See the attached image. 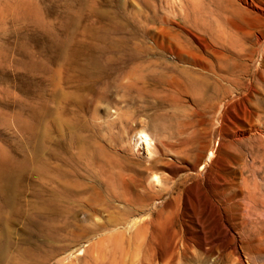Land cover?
Listing matches in <instances>:
<instances>
[{
	"label": "rangeland",
	"instance_id": "1",
	"mask_svg": "<svg viewBox=\"0 0 264 264\" xmlns=\"http://www.w3.org/2000/svg\"><path fill=\"white\" fill-rule=\"evenodd\" d=\"M96 1L0 0V264H264V0ZM104 37L123 48L102 49ZM46 128L62 170L47 186ZM138 129L153 137L149 158ZM154 172L165 191L145 208L152 223L114 227L108 181L141 202ZM68 190L85 194L68 204Z\"/></svg>",
	"mask_w": 264,
	"mask_h": 264
},
{
	"label": "bare ground",
	"instance_id": "2",
	"mask_svg": "<svg viewBox=\"0 0 264 264\" xmlns=\"http://www.w3.org/2000/svg\"><path fill=\"white\" fill-rule=\"evenodd\" d=\"M87 1H90V0H87ZM92 1V0H91ZM96 1V0H95ZM98 1V0H97ZM96 1V3H98L99 5H100V1L99 2H97ZM109 1H113V0H108V3H109ZM115 1V0H114ZM122 1V0H121ZM128 1V0H127ZM88 3V2H87ZM86 3V4H87ZM94 3V2H93ZM103 3V2H102ZM129 3V2H128ZM103 4H105V3H103ZM112 4V3H111ZM90 5H92V4H90ZM102 5V4H101ZM95 6V5H94ZM94 6H93V8H94ZM109 6V5H108ZM112 6H115L114 4L112 5ZM105 7V6H104ZM103 7V8H104ZM110 7V6H109ZM106 8V7H105ZM112 8V7H111ZM113 8H115V7H113ZM96 9V8H95ZM102 9V8H101ZM126 9V8H125ZM113 10H115V9H113ZM123 10V9H122ZM97 11V10H96ZM105 11V9H103V12ZM116 11V10H115ZM94 11H92V13H93ZM113 12V11H112ZM111 12V13H112ZM121 12V11H120ZM95 13V12H94ZM124 13V12H123ZM98 14H100V12L98 13ZM98 14H93V15H95V17L97 16L98 17ZM104 13H102V15H103ZM113 14V13H112ZM117 14V13H116ZM119 14V13H118ZM117 14V15H118ZM101 15V14H100ZM101 15V16H102ZM121 15H123V14H121ZM120 15V16H121ZM92 16V15H91ZM96 17V18H97ZM104 17V16H103ZM147 18V17H146ZM98 19H101L100 18V16H99V18ZM117 19V18H116ZM148 19H150V18H147L146 19V22L148 23ZM74 20H76L77 21V19L75 18ZM79 20V19H78ZM102 20V19H101ZM100 21V20H99ZM114 21V20H113ZM116 21V20H115ZM117 21H118V19H117ZM151 21H153V19H151ZM104 22V21H103ZM76 22H74V25H76L75 24ZM107 23V22H106ZM114 23H116V22H114ZM138 23V22H137ZM96 25L98 24L97 23V20H96V23H95ZM107 24H111V23H107ZM118 24V23H117ZM121 24V23H120ZM122 25V24H121ZM141 25H143L142 23H141ZM112 26V25H111ZM139 27V26H138ZM100 28V27H99ZM150 29V28H149ZM189 31V30H188ZM138 33H139V30L137 31ZM140 32H141V30H140ZM141 34H142V32H141ZM146 34V33H145ZM117 35V34H116ZM122 35V34H121ZM127 35V34H126ZM140 35V34H139ZM144 35V34H143ZM150 35V34H149ZM148 35V36H149ZM141 36V35H140ZM99 38V37H98ZM125 38H127V37H125ZM143 38V37H142ZM142 38L140 39L141 41H144V38H143V40H142ZM126 40V39H125ZM130 40V39H129ZM132 41V40H131ZM100 42L101 43H103V47H102V49H106V50H108V51H113V50H116L117 51V49H120L121 47H122V45H123V42L122 41H120L119 39H112V38H109V37H104L102 40H100ZM135 42V41H134ZM133 42V43H134ZM137 42V41H136ZM135 42V43H136ZM147 43V42H146ZM137 44V43H136ZM138 44H139V42H138ZM148 44V43H147ZM136 46V45H135ZM146 47H148V46H146ZM123 48V47H122ZM126 49V48H125ZM124 49V50H125ZM123 50V49H122ZM135 50V49H134ZM189 50V49H188ZM105 51V50H104ZM108 51H105V53L106 52H108ZM155 51V50H154ZM146 52V51H145ZM144 52V53H145ZM151 52V51H150ZM101 53V52H100ZM99 53V54H100ZM183 53V52H182ZM181 53V54H182ZM104 54V53H103ZM134 54V53H133ZM105 55V54H104ZM115 55H117V54H115ZM119 55V54H118ZM136 55V54H135ZM192 55V54H191ZM194 55V54H193ZM101 56V55H100ZM184 56H189V55H184ZM195 56V55H194ZM72 57H74V55H70V54H68V53H62L61 55H60V59L63 61V62H65V63H67V62H69L71 59H72ZM102 57H105V56H102ZM102 57H100V58H102ZM111 57V56H110ZM178 57H180V54L178 55ZM181 57H183V56H181ZM180 57V58H181ZM213 57V56H212ZM111 59V58H110ZM185 59V58H184ZM190 59H192V58H190ZM201 60V59H200ZM203 60V59H202ZM201 60V61H202ZM222 60V59H221ZM110 61V60H109ZM209 61V60H208ZM212 61V60H211ZM190 62V61H189ZM203 62V61H202ZM214 61H212L211 63H213ZM196 63V62H195ZM217 63V62H216ZM213 64H215V63H213ZM212 64V65H213ZM203 65H204V63H203ZM206 65V64H205ZM204 65V66H205ZM218 65V64H217ZM216 65V66H217ZM221 65H224V64H221ZM109 66V65H108ZM197 66V65H196ZM202 66V65H201ZM203 66V67H204ZM215 66V65H214ZM84 69H97V68H100V61L98 60V59H94L93 61H91V62H89V63H87L86 65H83L82 66ZM205 67H208L207 65L205 66ZM205 67H204V69H205ZM220 67V66H219ZM222 67V66H221ZM220 67V68H221ZM211 69V68H210ZM195 70V69H194ZM198 70H200V69H198ZM202 70V69H201ZM206 71H207V69H205ZM212 70V69H211ZM217 70V69H216ZM174 71V70H173ZM203 72H205V71H203ZM213 73H215V72H213ZM195 75V74H194ZM196 75H197V73H196ZM209 75V74H208ZM213 75V74H212ZM211 75V76H212ZM91 76H93V75H90V77ZM202 76V75H201ZM214 76H215V74H214ZM217 76V75H216ZM195 77V76H194ZM210 77V76H209ZM208 77V78H209ZM200 79H202L201 77H200ZM206 79V78H205ZM86 80V79H85ZM214 80V79H213ZM233 80V79H232ZM210 82V81H209ZM215 83H216V81H214ZM211 83V82H210ZM79 84V83H78ZM81 84V83H80ZM79 84V85H80ZM218 84H220V83H218ZM93 85V84H92ZM91 85V86H92ZM217 85V84H216ZM221 85V84H220ZM90 86V87H91ZM88 87V86H87ZM87 87H78L77 88V90L78 91H80V92H84V91H86L88 88ZM89 87V88H90ZM217 87H218V85H217ZM220 87V86H219ZM74 88V87H73ZM208 88H209V86H208ZM214 88V87H213ZM207 89V88H206ZM251 89V88H250ZM72 90V89H71ZM213 90H215V89H213ZM228 90V89H227ZM248 90V89H247ZM94 91H95V89H94ZM77 92V91H76ZM216 92V91H215ZM224 92V91H223ZM223 92H221V93H223ZM228 93H229V91H227ZM89 93V92H88ZM94 93V92H93ZM92 93V94H93ZM220 93V92H219ZM70 94H72V92L70 93ZM87 95V94H86ZM220 95V94H219ZM234 95V94H233ZM71 96V95H70ZM77 96V95H76ZM83 96V95H82ZM94 96V95H93ZM194 96V95H193ZM196 96V95H195ZM199 97V96H198ZM197 97V98H198ZM83 98V97H82ZM196 98V97H195ZM203 98V97H202ZM212 98V97H211ZM219 99V98H218ZM73 101L75 100V101H77L76 100V98H74V99H72ZM79 101V100H78ZM82 101H84L83 99H82ZM218 101V100H217ZM220 101H222L221 99H220ZM72 102V101H71ZM81 102V101H80ZM85 102V101H84ZM83 102V103H84ZM211 102V101H210ZM226 102V101H225ZM78 103V102H77ZM86 103V102H85ZM84 103V104H85ZM213 103V102H212ZM67 104V103H66ZM70 104V103H69ZM84 104H82L81 103V105H84ZM219 104V103H218ZM213 105H215V104H213ZM87 106V105H86ZM216 106V105H215ZM219 106V105H218ZM231 106V105H230ZM217 107V106H216ZM216 107H214V108H216ZM84 108H85V106H84ZM211 108V107H210ZM219 108V107H218ZM55 109V108H54ZM207 109V108H206ZM211 109H213V108H211ZM229 109V108H228ZM227 109V110H228ZM50 110V112H51V109H49ZM208 110V109H207ZM60 111V110H59ZM209 111H211V110H208V112ZM223 111V110H222ZM216 112V111H215ZM49 112H47L46 114H48ZM52 113V112H51ZM211 113H214V111L212 112L211 111ZM221 113V112H220ZM231 113V112H230ZM53 114V113H52ZM51 114V115H52ZM85 114V113H84ZM83 114V115H84ZM117 114V113H116ZM225 114V113H224ZM220 115V114H219ZM222 115V114H221ZM224 116V115H223ZM54 117V116H53ZM219 117V116H218ZM49 118V117H48ZM51 118V117H50ZM83 118V117H82ZM44 119V118H43ZM55 119H58V118H55ZM219 119V118H218ZM214 120V119H213ZM223 120V119H222ZM235 120V119H234ZM47 121H48V119H47ZM51 121V120H50ZM229 121H231V120H229ZM241 121H243V120H241ZM249 121V120H248ZM259 121H261V120H259ZM52 122V121H51ZM55 122H57V124H58V121L56 120ZM54 122V123H55ZM246 122V121H245ZM262 122V121H261ZM44 123H46V125L48 124L47 122H45L44 121ZM43 123V125L45 126V124ZM240 123V122H239ZM241 123H243V122H241ZM257 123V122H256ZM115 124V123H114ZM221 124V123H220ZM258 124V123H257ZM261 124V123H260ZM264 124V123H263ZM52 125V124H51ZM50 124H49V126H47L48 128L49 127H52ZM66 125V124H65ZM223 125V124H222ZM63 126V125H62ZM254 126V125H253ZM257 126V125H256ZM255 126V127H256ZM46 127V126H45ZM222 127V126H221ZM231 127V126H230ZM247 127V126H246ZM250 127H252V125L250 126ZM48 128H46L45 129V131H44V135H43V155H44V161H43V180H44V184L47 186V184L48 183H50V182H53V183H57V182H59V177L60 176H62V170H61V168H60V166H58L57 165V163H58V161H59V157L57 156V155H53L52 153V155H50V153H49V150H48V144H49V141H48ZM123 128V127H122ZM125 128V127H124ZM232 128V127H231ZM235 128V127H234ZM248 128V127H247ZM90 129V128H89ZM233 129V128H232ZM231 129V130H232ZM237 129H240L239 127L237 128ZM245 130H248V129H246V128H244ZM260 129V128H259ZM96 130V129H95ZM124 130V129H123ZM216 130V129H215ZM226 130V129H225ZM236 130V129H235ZM253 129L251 128V131H252ZM65 131V130H64ZM125 131V130H124ZM227 131H229V130H226V132ZM242 131H243V129H242ZM259 131V130H258ZM224 132V131H223ZM230 132V131H229ZM231 132H233V131H231ZM247 132V131H246ZM125 134H127L126 132H125ZM128 134H129V132H128ZM224 134V133H223ZM245 134V133H244ZM264 134V133H263ZM123 136V135H122ZM239 136V135H238ZM246 136V135H245ZM127 137V136H126ZM234 137V136H233ZM233 137H231V138H233ZM65 138V137H64ZM152 138L153 137H150V135L148 134V132H146L145 130H143V129H138V130H136V132L134 133V136H133V139L131 140L132 141V143H133V145H134V149H135V151L136 152H138V153H140L141 152V150L142 151H144V154H146V157H151V156H153L154 155V153H155V143L153 142V140H152ZM229 138V137H228ZM249 138V137H248ZM240 139V138H239ZM244 139V138H243ZM245 139H246V137H245ZM155 140V139H154ZM234 140V139H233ZM260 140V139H259ZM239 141V140H238ZM240 141H243V140H240ZM243 142H245V141H243ZM249 142V141H248ZM157 143V142H156ZM68 144V143H67ZM124 145V144H123ZM180 145H183V144H180ZM237 145V144H236ZM252 145V144H251ZM185 146V145H184ZM186 146H188V145H186ZM214 148H215V146H213ZM80 148V147H79ZM111 148V147H110ZM113 148V147H112ZM123 148H125V147H123ZM51 149V148H50ZM74 149V148H73ZM99 149V148H98ZM131 149V148H130ZM157 149H158V147H157ZM109 150V149H108ZM111 150V149H110ZM112 150H114V148L112 149ZM112 150H111V153H112ZM182 150H184V149H182ZM74 151V150H73ZM129 151V150H128ZM131 151V150H130ZM129 151V154L132 152H130ZM52 152H54V151H52ZM105 152V151H104ZM158 152V151H157ZM216 152V151H215ZM215 152H214V150H212V151H210V156H209V158H208V162L205 164V166L206 167H208V166H210L211 167V169L209 170V180L211 179V177L213 176V175H216L217 174V171H218V169H219V167H218V162H216L215 160H214V158H215ZM65 153V152H64ZM69 153V152H68ZM74 153H75V151H74ZM135 153V152H134ZM180 153V151L178 152V154ZM58 154V153H57ZM143 154V155H144ZM177 154V155H178ZM186 154V153H185ZM209 154V153H208ZM73 154H71V156H72ZM108 155V154H107ZM110 155V154H109ZM160 155V154H159ZM188 155V154H187ZM186 155V156H187ZM93 156V155H92ZM129 156V155H128ZM128 156L126 157V158H128ZM137 156V155H136ZM192 156V155H191ZM217 156V155H216ZM112 157V156H111ZM131 157V156H130ZM133 157H135V156H133ZM155 157H157L156 155H155ZM154 157V158H155ZM159 157V156H158ZM181 157V156H180ZM182 157H184V156H182ZM188 157V156H187ZM193 157V156H192ZM205 157V156H204ZM114 158V157H113ZM115 158H116V156H115ZM138 158V157H137ZM184 158H186V157H184ZM191 158V157H190ZM220 158V157H219ZM134 159V158H133ZM144 159V158H143ZM175 159H176V157H175ZM179 159V158H178ZM182 159V158H181ZM181 159H179L180 161H182ZM188 159V158H187ZM222 159V158H221ZM221 159L220 160H218V161H221ZM94 159H92V161H93ZM118 160V159H117ZM116 160V161H117ZM131 160V159H130ZM140 160H142V159H140ZM147 160V159H146ZM203 160V159H202ZM217 160V159H216ZM51 161H52V163H51ZM92 161H91V163H92ZM108 161V160H107ZM111 161H112V159H111ZM148 161H150V160H148ZM190 161V160H189ZM74 162H75V164L76 163H78L77 162V160H76V158H75V160H74ZM109 163H110V161H108ZM60 163H62L63 164V162H60ZM98 163V162H97ZM113 163V162H112ZM111 163V164H112ZM122 163V162H121ZM179 163V162H178ZM82 164H84V163H82ZM90 164V163H89ZM96 163L94 162V165H95ZM114 164H115V162H114ZM146 164V163H145ZM155 164V163H154ZM223 163H221V165H222ZM78 165V164H77ZM106 165H108V163L106 164ZM118 165V164H117ZM123 165V164H122ZM150 165V164H149ZM170 165V164H169ZM221 165H220V167H221ZM240 165V164H239ZM252 165V164H251ZM255 165V164H254ZM89 166H91V165H89ZM92 166H93V164H92ZM119 166V165H118ZM148 166V165H147ZM171 166V165H170ZM61 167H62V165H61ZM99 169L98 170H100V166H97ZM143 167V166H142ZM153 167H155L154 165H153ZM152 167V169H154ZM164 167V166H163ZM168 167V166H167ZM166 167V168H167ZM223 167V166H222ZM84 168V167H83ZM102 168H103V166H102ZM148 168V167H147ZM170 168V167H169ZM224 168V167H223ZM232 168V167H231ZM262 168V167H261ZM77 169V168H76ZM109 169V168H108ZM126 169V168H125ZM135 169V168H134ZM151 169V168H150ZM226 169H228V168H226ZM118 170V169H117ZM116 170V171H117ZM122 170V169H121ZM128 170V169H127ZM145 170H146V168H145ZM223 170V169H222ZM236 170H238V169H236ZM72 171H73V169H72ZM75 171V170H74ZM85 171V170H84ZM129 171V170H128ZM152 170H150V172H151ZM185 171H186V169H185ZM246 171V170H245ZM92 172V171H91ZM144 172H146V174H147V171H144ZM156 172V171H155ZM155 172L154 173H151V176H150V186H151V190L152 189H154V194L155 195H145L144 197H143V199H142V201L141 202H137V198H127V197H125L123 194H124V192H122V195H120L119 193H116L115 192V190L114 189H116V187L115 188H113L112 187V185H109V181H108V185H106L107 187H106V207H107V209H109V210H117L118 211V213H116L117 215L116 216H114L112 219H111V217H110V219H111V221H109L114 227H116V228H123L124 230H126V232H133L134 234L135 233H137V228L138 229H143L146 225H149V224H151L152 223V214H151V212L150 213H148V212H146V210H145V208L148 206V205H154L153 203H154V200L156 199V198H158V197H160L161 196V194L165 191V189L164 188H161V187H159V185H162V183H161V179L157 176V174H155ZM168 172V171H167ZM80 173V172H79ZM109 173V172H108ZM115 173V172H114ZM119 173V172H118ZM128 173V172H127ZM142 173V172H141ZM221 173V172H220ZM222 173H223V171H222ZM232 173V172H231ZM96 174V173H95ZM94 174V175H95ZM100 174V173H99ZM102 174V173H101ZM110 175H112L113 174V172H111V173H109ZM89 175V174H88ZM197 175V174H196ZM217 175H219V174H217ZM90 176V175H89ZM88 176V177H89ZM99 176V175H98ZM97 176V177H98ZM101 176V175H100ZM103 176V175H102ZM120 176V175H119ZM220 176V175H219ZM218 176V177H219ZM95 177V176H94ZM93 177V178H94ZM107 177V176H106ZM109 177V176H108ZM113 177V176H112ZM204 177H205V175H204ZM218 177H215V178H218ZM229 177V176H228ZM96 178V177H95ZM109 178H111V177H109ZM203 178V177H202ZM215 178H213V179H215ZM78 179V178H77ZM83 179V178H82ZM221 179H224V178H222L221 177ZM221 179H219V180H221ZM85 180H86V178H85ZM85 180H83V181H85ZM97 180V179H96ZM95 180V181H96ZM100 180V179H99ZM99 180H97V182H99ZM104 180V179H103ZM167 180V179H166ZM218 180V179H217ZM88 181V180H87ZM105 181H107V180H105ZM163 181V180H162ZM170 181V180H169ZM168 180H167V182H169ZM232 181V180H231ZM86 182V181H85ZM92 182V181H91ZM96 182V183H97ZM172 182H173V180H172ZM223 182V181H222ZM100 183V182H99ZM232 183V182H231ZM93 184V183H92ZM105 184V183H104ZM118 184V183H117ZM116 184V185H117ZM123 184V183H122ZM133 184H135V183H133L132 182V185ZM91 185V184H90ZM97 185V184H96ZM99 185V184H98ZM97 185V186H98ZM102 186V185H101ZM119 186V185H118ZM126 186V185H125ZM125 186H123V187H125ZM169 186V185H168ZM208 186V185H207ZM215 186V185H214ZM226 186V185H225ZM120 187V186H119ZM122 188V187H121ZM129 188V187H128ZM173 188V187H172ZM210 188V187H209ZM228 188V187H227ZM130 189V188H129ZM144 189V188H143ZM171 189V188H170ZM169 189V190H170ZM225 189V188H224ZM55 190V189H54ZM123 190V189H122ZM173 190V189H172ZM175 190V189H174ZM217 190V189H216ZM219 190V189H218ZM217 190V191H218ZM226 190V189H225ZM137 191H139V190H137ZM147 191V190H146ZM171 191V190H170ZM210 191H212V189L210 190ZM214 191V190H213ZM221 191V190H220ZM223 192V191H222ZM84 192L82 191V192H79V191H77V190H68V195H64V203H71V199L73 198V197H75L76 195H82ZM126 193V192H125ZM167 193V192H166ZM225 193V192H224ZM85 194V193H84ZM212 194V193H211ZM226 194V193H225ZM56 195V194H55ZM218 195V194H217ZM223 195V194H222ZM164 197V196H163ZM55 198V197H54ZM88 198V197H87ZM180 199V198H179ZM63 200V199H62ZM82 200V199H81ZM159 200V199H158ZM157 200V201H158ZM177 200V199H176ZM61 201V200H60ZM180 201V200H179ZM214 201L215 200H213L212 202L214 203ZM209 202V201H208ZM219 202V201H218ZM54 203V202H53ZM116 203H118V205L116 204ZM163 203V202H162ZM180 203V202H179ZM220 203V202H219ZM208 204V203H207ZM256 204V203H255ZM156 205V204H155ZM157 206V205H156ZM253 206V205H252ZM158 207V206H157ZM249 207H251V206H249ZM86 208V207H85ZM214 208V207H213ZM227 208L228 207H226V210H227ZM252 208V207H251ZM103 210H105V209H103ZM155 210V209H154ZM218 210H220V209H217V211ZM257 210V209H256ZM76 211V210H75ZM106 211V210H105ZM247 211V210H246ZM250 211V210H249ZM255 210H253V212H254ZM107 212H108V210H107ZM251 212H252V209H251ZM137 213H138V216L141 218L140 219V221H137V220H139V219H137ZM153 213V212H152ZM220 213V212H219ZM228 213V212H227ZM247 213V212H246ZM248 213H250V212H248ZM66 214V213H65ZM105 214H106V212H105ZM211 214V213H210ZM216 214V213H215ZM256 214V213H255ZM207 215V214H206ZM223 215V214H222ZM248 215V214H247ZM205 216V215H204ZM204 216H203V218H204ZM69 217V216H68ZM215 217V216H214ZM229 217V216H228ZM247 217V216H246ZM246 217H244V218H246ZM87 218H90V215H88L87 216ZM209 218H211V217H209ZM223 218V217H222ZM248 218V217H247ZM250 218V217H249ZM240 219V218H239ZM243 219V218H242ZM154 220V219H153ZM233 220V219H232ZM245 220H247V219H245ZM250 220V219H249ZM209 221V220H208ZM227 221V220H226ZM233 221H236V220H233ZM243 221V220H242ZM95 222H96V220H95ZM108 222V221H107ZM225 222V221H224ZM229 222V221H228ZM227 222V223H228ZM237 222H238V218H237ZM245 222H247V221H245ZM263 222V221H262ZM99 223V222H98ZM232 223V222H231ZM230 223V224H231ZM235 223V222H234ZM241 223V222H240ZM240 223H235V224H240ZM242 223H244V222H242ZM261 224V223H260ZM259 224V225H260ZM97 225V224H96ZM101 225H102V222H101ZM233 225V224H232ZM243 225V224H242ZM226 226V225H225ZM234 226V225H233ZM110 227V226H109ZM236 227V226H235ZM98 228H99V226H98ZM195 228V227H194ZM88 229V228H87ZM105 229H107V228H105ZM228 229V228H227ZM234 229H236V228H234ZM241 229V228H240ZM96 230V229H95ZM103 230V229H102ZM118 230H120V229H118ZM117 230V231H118ZM237 230V229H236ZM105 231H107V230H105ZM116 231V230H115ZM216 231V230H215ZM88 232V231H87ZM91 232V231H90ZM95 232V231H94ZM103 232V231H102ZM109 232V231H108ZM119 232V231H118ZM121 233H123L122 231H120ZM229 232V231H228ZM112 233V232H111ZM114 233H117V232H114ZM184 233V232H183ZM195 233V232H194ZM94 234V233H93ZM134 234H132V235H134ZM141 234V233H140ZM209 234V233H208ZM214 234H216V233H214ZM233 234V233H232ZM112 235H114V234H112ZM121 235H123V234H121ZM127 235V234H126ZM138 235V234H137ZM190 235V234H189ZM228 235H230V234H228ZM227 235V236H228ZM90 236H92V235H90ZM66 237V236H65ZM64 237V238H65ZM68 237V236H67ZM119 237V236H118ZM117 237V238H118ZM122 237V236H121ZM133 237V236H132ZM236 237V236H235ZM234 237V238H235ZM128 238H129V236H128ZM195 238V237H194ZM207 238V237H206ZM115 239H116V236H115ZM114 239V240H115ZM216 239H218V238H216ZM239 239V238H238ZM100 240V239H99ZM122 240V239H121ZM215 240V239H214ZM241 240V239H240ZM68 241V240H67ZM118 241V240H117ZM124 241V240H123ZM122 242V241H121ZM120 242V243H121ZM127 242V241H126ZM234 242H235V240H234ZM67 243V242H66ZM93 243H94V241H93ZM97 243V242H96ZM99 243V242H98ZM128 243V242H127ZM135 243V242H134ZM133 243V244H134ZM213 243V242H212ZM118 244V243H117ZM122 245H123V243H121ZM126 244V243H125ZM235 244V243H234ZM97 245V244H96ZM101 245V244H100ZM98 246V245H97ZM96 246V247H97ZM235 246V245H234ZM238 246V245H237ZM94 247V246H93ZM92 247V248H93ZM91 248V247H90ZM98 248V247H97ZM127 248V247H126ZM98 250V249H97ZM136 250V249H135ZM122 252H123V250H122ZM121 252V253H122ZM126 252V251H125ZM130 252V251H129ZM212 252V250L210 251V253ZM83 253V252H82ZM127 253V252H126ZM170 253V252H169ZM186 253V252H185ZM123 254V253H122ZM126 255V254H125ZM206 255V254H205ZM176 256V255H175ZM182 256V255H181Z\"/></svg>",
	"mask_w": 264,
	"mask_h": 264
}]
</instances>
